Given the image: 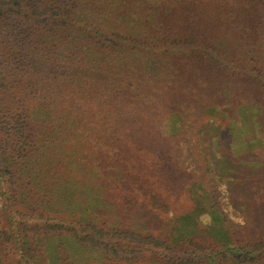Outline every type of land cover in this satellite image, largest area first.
<instances>
[{
  "label": "trees",
  "instance_id": "1",
  "mask_svg": "<svg viewBox=\"0 0 264 264\" xmlns=\"http://www.w3.org/2000/svg\"><path fill=\"white\" fill-rule=\"evenodd\" d=\"M92 254L264 264V0H0V264Z\"/></svg>",
  "mask_w": 264,
  "mask_h": 264
},
{
  "label": "rangeland",
  "instance_id": "2",
  "mask_svg": "<svg viewBox=\"0 0 264 264\" xmlns=\"http://www.w3.org/2000/svg\"><path fill=\"white\" fill-rule=\"evenodd\" d=\"M243 114H242V116L243 117H246V114H245V112H242ZM158 125H159V123H156L155 124V126H157L158 127ZM245 127H247V125H245ZM202 143H203V141H202ZM218 144L217 143H215V141L213 140L212 141V143H211V145H209V147H207V149L205 150V154H207L208 152L209 153H211V154H213V155H215V156H217V157H219V153H218V151H217V149H218ZM209 155V154H208ZM211 164H213V162H211ZM195 167V166H194ZM194 171H196V169L194 170ZM170 204H172V205H174L175 207H177V211H178V214H177V216H179V215H182L185 211H188V210H190V204H186V206L184 205L185 204V202L184 201H176L175 199H173L171 202H170ZM183 210V211H182ZM169 215H170V213H169ZM202 220H204V221H208L209 220V216L208 215H204V216H202V218H201ZM188 224H190V223H187L186 225H188ZM199 241H201V242H204V243H206L208 240H210V239H208L207 237H206V234H203V235H200V236H198V237H196ZM91 258L93 259L92 260V263L91 264H114V262L112 263V261L111 262H103V257H101V256H99V255H96V254H92L91 255ZM151 264V263H150Z\"/></svg>",
  "mask_w": 264,
  "mask_h": 264
}]
</instances>
